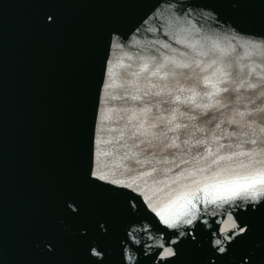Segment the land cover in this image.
Masks as SVG:
<instances>
[{
    "label": "water",
    "instance_id": "water-1",
    "mask_svg": "<svg viewBox=\"0 0 264 264\" xmlns=\"http://www.w3.org/2000/svg\"><path fill=\"white\" fill-rule=\"evenodd\" d=\"M203 36L238 50L264 41V0H0V264H264V200L210 205L173 229L93 176L118 147L98 143L112 138L100 115L125 106L105 104L108 70L120 84L117 65ZM233 222L246 231L223 240ZM160 244L174 255L160 261Z\"/></svg>",
    "mask_w": 264,
    "mask_h": 264
},
{
    "label": "snow or ice",
    "instance_id": "snow-or-ice-1",
    "mask_svg": "<svg viewBox=\"0 0 264 264\" xmlns=\"http://www.w3.org/2000/svg\"><path fill=\"white\" fill-rule=\"evenodd\" d=\"M176 43L182 48L165 43L141 55L136 70L117 65L124 70L120 84L108 70L105 104L125 106L100 115V132L112 138L98 143L118 147L101 153L113 158L108 171L93 172L136 192L173 229L193 225L210 205L231 209L264 200V41L239 50L221 48L212 36ZM114 88L124 95H110ZM113 119L118 126L105 128ZM231 227L223 240L246 231L235 222ZM214 243L225 251L221 239ZM158 247L160 261L174 255L171 247Z\"/></svg>",
    "mask_w": 264,
    "mask_h": 264
}]
</instances>
